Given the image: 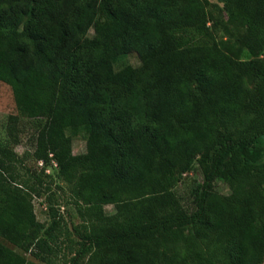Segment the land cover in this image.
Here are the masks:
<instances>
[{
    "label": "trees",
    "instance_id": "obj_1",
    "mask_svg": "<svg viewBox=\"0 0 264 264\" xmlns=\"http://www.w3.org/2000/svg\"><path fill=\"white\" fill-rule=\"evenodd\" d=\"M0 79L85 225L71 264L264 263V0H0ZM19 163L0 146V239L51 264ZM0 264L27 262L0 241Z\"/></svg>",
    "mask_w": 264,
    "mask_h": 264
},
{
    "label": "rangeland",
    "instance_id": "obj_2",
    "mask_svg": "<svg viewBox=\"0 0 264 264\" xmlns=\"http://www.w3.org/2000/svg\"><path fill=\"white\" fill-rule=\"evenodd\" d=\"M205 1L211 5L215 3V0ZM139 64L136 55L130 54L117 63L116 69L125 65L137 67ZM245 87L252 90L254 84L247 81ZM11 116H17L12 90L0 79V146L7 147L17 154L20 160L17 169L24 179L29 180L30 184H39L38 180H40L48 187L47 192H44L41 197L31 195V210L36 221L45 227L50 224L54 215L59 218V238L56 241L55 249H53L51 264H71V258L79 249L78 244L80 242L74 229L78 228L82 232L85 225L78 217L77 206L69 193L68 185L57 177L56 166L53 163L45 166L33 159L32 155L35 146L34 122L18 117L17 123L10 131L8 119ZM67 134L71 137L73 154H83L85 152V133L79 130L76 133L67 132ZM201 182L202 175L197 164L194 165L191 172L183 175L177 182L175 191L182 206H191L192 191ZM214 190L220 195L229 193L228 187L222 183L216 184ZM106 210L110 211L111 208L108 207ZM0 241L22 256L27 264H46L5 240L0 239Z\"/></svg>",
    "mask_w": 264,
    "mask_h": 264
}]
</instances>
